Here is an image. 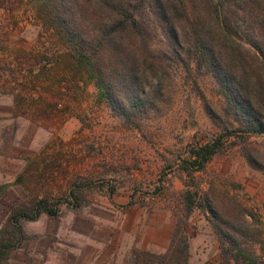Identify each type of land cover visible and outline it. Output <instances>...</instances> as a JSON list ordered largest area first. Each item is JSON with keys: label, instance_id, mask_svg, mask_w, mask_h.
I'll use <instances>...</instances> for the list:
<instances>
[{"label": "rangeland", "instance_id": "obj_1", "mask_svg": "<svg viewBox=\"0 0 264 264\" xmlns=\"http://www.w3.org/2000/svg\"><path fill=\"white\" fill-rule=\"evenodd\" d=\"M39 5L0 0V242L15 233L16 209L43 199L60 203V217L21 220L25 243L1 264H133L134 250L147 251L143 233L156 230L187 239L188 264L221 263L233 247L224 234L264 264V170L246 157L264 156V135L227 113L212 75L187 68L151 21L140 76L155 99L123 117ZM164 52L169 64L158 69ZM211 144L212 159L193 167L194 152Z\"/></svg>", "mask_w": 264, "mask_h": 264}, {"label": "trees", "instance_id": "obj_2", "mask_svg": "<svg viewBox=\"0 0 264 264\" xmlns=\"http://www.w3.org/2000/svg\"><path fill=\"white\" fill-rule=\"evenodd\" d=\"M36 1L43 24L57 34L77 68L95 81L101 98L121 116L144 110L155 99L152 90L145 91L140 76L148 59L143 53L150 49L148 24L153 21L160 24L169 52L187 68L196 62L212 75L226 101L227 113L246 133L264 135V0ZM158 56L153 66L167 68L168 52ZM118 92L123 98L116 95ZM217 149L218 144L200 148L194 152L191 165L203 169ZM246 157L251 166L264 170L260 152L251 150ZM59 204L41 199L29 209L14 210L10 223L15 233L0 242V264L25 243L21 220L35 221L42 215L56 218ZM224 236L235 248L225 250L219 264H256L239 248L235 237ZM186 240L176 234L164 254L134 250L133 264H188Z\"/></svg>", "mask_w": 264, "mask_h": 264}, {"label": "crops", "instance_id": "obj_3", "mask_svg": "<svg viewBox=\"0 0 264 264\" xmlns=\"http://www.w3.org/2000/svg\"><path fill=\"white\" fill-rule=\"evenodd\" d=\"M42 216H47V215H42ZM49 218H54V217H49ZM143 240L146 241L145 246L147 251H150L151 253L160 254L162 251L165 250L167 251L168 246H170L169 243H171L170 241L172 240V235L170 231H167L165 233H162L161 230L160 232L156 230L153 233L146 231L143 233Z\"/></svg>", "mask_w": 264, "mask_h": 264}]
</instances>
